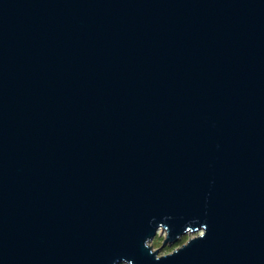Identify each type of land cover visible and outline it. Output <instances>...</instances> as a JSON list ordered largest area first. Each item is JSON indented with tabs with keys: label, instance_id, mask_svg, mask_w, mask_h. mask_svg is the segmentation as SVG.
Listing matches in <instances>:
<instances>
[{
	"label": "water",
	"instance_id": "obj_1",
	"mask_svg": "<svg viewBox=\"0 0 264 264\" xmlns=\"http://www.w3.org/2000/svg\"><path fill=\"white\" fill-rule=\"evenodd\" d=\"M0 264H264V0H0Z\"/></svg>",
	"mask_w": 264,
	"mask_h": 264
},
{
	"label": "rangeland",
	"instance_id": "obj_2",
	"mask_svg": "<svg viewBox=\"0 0 264 264\" xmlns=\"http://www.w3.org/2000/svg\"><path fill=\"white\" fill-rule=\"evenodd\" d=\"M198 234L189 233L182 237L177 243L173 244H166L160 249V256L168 255L174 252L176 249L181 248L183 245L187 244V242L190 239H193L194 237L198 236ZM167 239V233L166 231L160 230L157 234V236L154 238L152 243L150 245L153 246L154 250H158L166 241Z\"/></svg>",
	"mask_w": 264,
	"mask_h": 264
}]
</instances>
